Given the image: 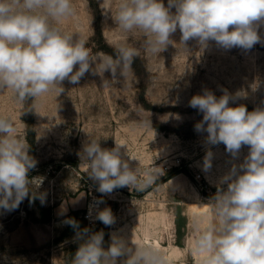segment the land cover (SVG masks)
Masks as SVG:
<instances>
[{
    "label": "rangeland",
    "instance_id": "obj_1",
    "mask_svg": "<svg viewBox=\"0 0 264 264\" xmlns=\"http://www.w3.org/2000/svg\"><path fill=\"white\" fill-rule=\"evenodd\" d=\"M117 2L73 0L76 16L62 21L60 27L74 38L85 39L93 54L114 55L115 46L122 42L138 49L140 55L125 76L117 73L114 79L110 71L103 76L89 72L78 84L65 80L60 94L52 91L24 104L11 90L0 91V116H11L18 135L29 144L36 161L29 176L42 178L39 191L46 193L43 204L25 198L16 210H0V264H71L79 245L74 229L64 221L78 211L77 222L83 225L79 227L86 228L80 215L87 198L85 206L80 201L75 204V199L85 191L87 165L82 164L80 153L89 138L100 140L102 148L123 145L124 159L141 175L153 166L163 173L145 191L128 188L119 200L107 202L105 207L111 208L116 223L92 227L90 232L103 231L105 247L116 233L161 253L160 242L175 241L174 226L185 225L183 217L175 221L172 205L168 211L160 195L164 178L173 172L182 174L197 184L200 199L209 201L221 187L220 178L248 154V146H243L233 159L225 145L207 144V133H198L194 127L203 114L191 108L189 101L205 89L217 97L227 90L233 96L246 94L230 101V106L244 104L248 111L264 107V26L259 29L262 42L250 50H224L214 41L201 49L194 40L187 42L186 49L179 43L178 29L172 37L175 46L153 55L145 50L143 33H125L116 25L112 16ZM109 9L112 16L106 13ZM208 150L213 152L212 168L204 171ZM41 207L52 210L50 221L44 220Z\"/></svg>",
    "mask_w": 264,
    "mask_h": 264
},
{
    "label": "clouds",
    "instance_id": "obj_2",
    "mask_svg": "<svg viewBox=\"0 0 264 264\" xmlns=\"http://www.w3.org/2000/svg\"><path fill=\"white\" fill-rule=\"evenodd\" d=\"M106 13L112 16L110 9ZM74 16L73 0H0V91L11 90L24 104L52 91L60 94L65 80L78 84L89 72L103 76L110 71L115 79L117 73L125 76L130 71L140 55L138 49L122 42L114 55L93 54L85 39L60 27ZM112 18L122 32L143 33L145 50L153 55L175 46L172 37L178 29L179 43L186 49L187 42L194 40L201 49L214 41L224 50H250L262 42L264 0H167V5L164 0H118ZM222 91L217 97L205 89L190 99L189 106L203 114L195 131L207 133L209 145H225L233 159L243 146L249 151L243 163L233 164L220 178L221 187L208 202L213 221L202 230L199 221L194 222L198 234L193 251L204 254V264H264V107L248 111L244 104L230 106V101L246 94ZM122 146L102 148L100 140L89 138L82 147V164L101 194L124 187L143 192L163 174L154 166L139 174L124 159ZM212 159L208 150L204 171L212 168ZM35 167L30 146L18 135L12 117L0 116V210H16L25 198L44 203L46 193L39 191L42 178L29 176ZM95 219L109 227L116 223L109 207H97ZM64 223L74 229L79 245L71 264H167L151 245H137L113 233L105 247L103 231L81 230L72 218Z\"/></svg>",
    "mask_w": 264,
    "mask_h": 264
},
{
    "label": "crops",
    "instance_id": "obj_3",
    "mask_svg": "<svg viewBox=\"0 0 264 264\" xmlns=\"http://www.w3.org/2000/svg\"><path fill=\"white\" fill-rule=\"evenodd\" d=\"M86 195L85 191L78 192L75 199L77 203L75 204L80 201L81 206H85ZM160 195L163 199L165 198L168 211L169 205H172L175 221H178L179 217L185 219L183 227L177 224L174 226L172 239L175 234L177 237L175 241L172 240L170 244H168V240L160 242L162 254L165 253L167 264H204V254L193 251L194 238L198 234L194 222L198 220L202 230L213 221L214 214L208 204L209 201L200 199L201 193L197 184L182 174H176L164 181L160 186ZM72 209L77 208L72 207ZM166 214L168 213L164 212V215ZM150 244L152 243L150 242Z\"/></svg>",
    "mask_w": 264,
    "mask_h": 264
},
{
    "label": "built area",
    "instance_id": "obj_4",
    "mask_svg": "<svg viewBox=\"0 0 264 264\" xmlns=\"http://www.w3.org/2000/svg\"><path fill=\"white\" fill-rule=\"evenodd\" d=\"M82 186L87 194V204L84 212L80 215V218L84 220V225L88 229L92 227H98L103 224L99 220L95 219V209L97 207L99 209H103L107 202L109 201L114 202L119 200V197L124 192L129 190L128 187H124V188L115 189L111 194H107V195L101 194L97 191L98 185L94 181H92L89 178V176H87V178L84 179V183ZM101 199L104 202L97 205L96 202ZM90 209H91V215H90Z\"/></svg>",
    "mask_w": 264,
    "mask_h": 264
},
{
    "label": "trees",
    "instance_id": "obj_5",
    "mask_svg": "<svg viewBox=\"0 0 264 264\" xmlns=\"http://www.w3.org/2000/svg\"><path fill=\"white\" fill-rule=\"evenodd\" d=\"M177 173H178V172L170 173L168 176H166V177L164 178V180L166 181L167 179H169V178L175 176ZM40 212H41L42 216L45 217L44 220H45L46 222H48V221L51 220L52 210H51L50 208H43V207H41V208H40ZM78 216H79V212H78V211H73V212L70 213V218L75 219L76 221H79V217H78ZM79 224H80L81 226H83L80 222H79ZM84 227H85V226H84ZM106 241H107V240H106Z\"/></svg>",
    "mask_w": 264,
    "mask_h": 264
}]
</instances>
